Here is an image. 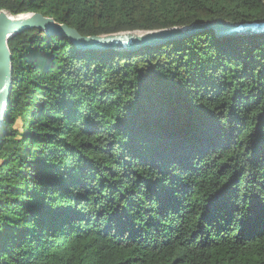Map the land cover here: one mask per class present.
Instances as JSON below:
<instances>
[{"label":"trees","instance_id":"trees-1","mask_svg":"<svg viewBox=\"0 0 264 264\" xmlns=\"http://www.w3.org/2000/svg\"><path fill=\"white\" fill-rule=\"evenodd\" d=\"M81 35L264 19V0H0ZM0 264H264V31L138 49L8 40Z\"/></svg>","mask_w":264,"mask_h":264},{"label":"water","instance_id":"water-1","mask_svg":"<svg viewBox=\"0 0 264 264\" xmlns=\"http://www.w3.org/2000/svg\"><path fill=\"white\" fill-rule=\"evenodd\" d=\"M214 30L218 38L231 35H245L264 31V19L255 22L230 23L221 18L194 23L188 26H174L151 30H125L99 35H81L76 29L59 23L51 16L38 12L11 14L0 10V128L8 106L12 88V54L8 40L24 30H41L46 35L60 34L75 45L78 50L94 49H138L145 45L164 43L198 32L201 29Z\"/></svg>","mask_w":264,"mask_h":264}]
</instances>
